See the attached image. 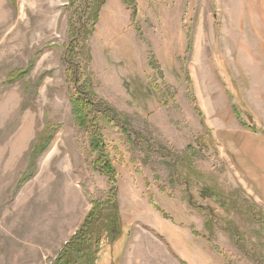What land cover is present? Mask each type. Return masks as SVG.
I'll list each match as a JSON object with an SVG mask.
<instances>
[{
    "label": "rangeland",
    "instance_id": "obj_1",
    "mask_svg": "<svg viewBox=\"0 0 264 264\" xmlns=\"http://www.w3.org/2000/svg\"><path fill=\"white\" fill-rule=\"evenodd\" d=\"M91 210L96 264H264V0H0V264Z\"/></svg>",
    "mask_w": 264,
    "mask_h": 264
},
{
    "label": "trees",
    "instance_id": "obj_2",
    "mask_svg": "<svg viewBox=\"0 0 264 264\" xmlns=\"http://www.w3.org/2000/svg\"><path fill=\"white\" fill-rule=\"evenodd\" d=\"M127 4H131L132 0H123ZM87 102L83 103L81 101H77V103L82 104V108L80 113H78L79 122H89V124L94 123L95 121H102L104 124L112 126L115 125L117 128L122 129L124 122L117 121L114 114L111 112V109L106 108L105 105L100 102L99 104L102 108L96 110H90L91 100H86ZM89 102V103H88ZM93 103V102H91ZM89 106V107H87ZM81 107V106H80ZM78 109V112L80 111ZM103 111V114L100 117H97L96 114ZM90 116V120L86 119ZM98 119V120H97ZM125 130V129H123ZM97 139V137L93 136V140ZM104 157L100 156L99 160ZM102 173L105 175H113L114 171L111 168V163L106 161L102 163L101 167ZM105 171V172H104ZM96 207V206H93ZM99 208H96V210ZM111 209L114 212L113 216L117 217V204L114 201L111 205ZM100 217H102L99 211L95 212L91 210L88 213L87 219L83 224L82 228L73 236L71 239L65 244V246L61 249L59 254L57 255L56 261L53 264H96L97 254L99 251V245L101 243V231L106 230L103 223L100 222ZM105 223V222H104Z\"/></svg>",
    "mask_w": 264,
    "mask_h": 264
},
{
    "label": "crops",
    "instance_id": "obj_3",
    "mask_svg": "<svg viewBox=\"0 0 264 264\" xmlns=\"http://www.w3.org/2000/svg\"><path fill=\"white\" fill-rule=\"evenodd\" d=\"M126 241H128V240H126ZM126 246H127V242L123 243L118 248H116L114 250V253H113V251H109L108 256H107L108 264H121V260L124 259V255H125L124 251H125Z\"/></svg>",
    "mask_w": 264,
    "mask_h": 264
}]
</instances>
